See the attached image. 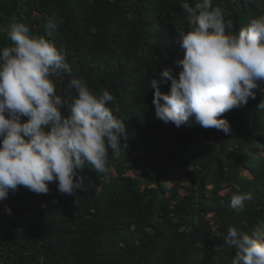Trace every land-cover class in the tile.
I'll use <instances>...</instances> for the list:
<instances>
[{"label": "trees", "instance_id": "trees-1", "mask_svg": "<svg viewBox=\"0 0 264 264\" xmlns=\"http://www.w3.org/2000/svg\"><path fill=\"white\" fill-rule=\"evenodd\" d=\"M182 2L0 0V47L11 43L6 31L13 21L52 41L72 76L95 94L114 96L109 107L128 138L125 150L109 148L106 173L91 165L77 170L82 184L73 195L59 193L55 183L43 195L10 190L0 201V264H231L235 250L224 242L230 226L264 232V85L223 114L227 136L192 118L177 128L155 115L150 82L165 67L178 72L174 62L183 56ZM213 5L230 31L264 15V0ZM54 20L61 22L53 29ZM70 79L55 80L69 104ZM159 87L168 92L170 81ZM236 192L252 193L239 215L229 207Z\"/></svg>", "mask_w": 264, "mask_h": 264}, {"label": "clouds", "instance_id": "clouds-1", "mask_svg": "<svg viewBox=\"0 0 264 264\" xmlns=\"http://www.w3.org/2000/svg\"><path fill=\"white\" fill-rule=\"evenodd\" d=\"M180 7L187 19V30L177 31L183 56L174 62L178 72L165 67L150 82L155 115L177 128L192 118L227 136L231 127L223 114L264 85V15L237 32L213 0H195L194 7L183 0ZM6 35L11 43L0 47V201L21 186L46 194L49 183L73 195L82 184L78 169L91 165L95 173H106L109 148L128 147L126 125L109 107L115 98L107 90L93 93L72 76L64 53L29 26L13 21ZM65 75L75 90L70 104L56 91L55 80ZM167 81L169 91L162 92L159 84ZM250 199V192L233 193L229 207L239 215ZM4 210L11 214L8 205ZM224 242L235 250L231 264H264V232L230 226Z\"/></svg>", "mask_w": 264, "mask_h": 264}, {"label": "rangeland", "instance_id": "rangeland-1", "mask_svg": "<svg viewBox=\"0 0 264 264\" xmlns=\"http://www.w3.org/2000/svg\"><path fill=\"white\" fill-rule=\"evenodd\" d=\"M127 173L128 174H133L132 172H130V171H127ZM134 175V174H133ZM166 182L168 183V184H170V180H166ZM180 191H182V189H180Z\"/></svg>", "mask_w": 264, "mask_h": 264}]
</instances>
